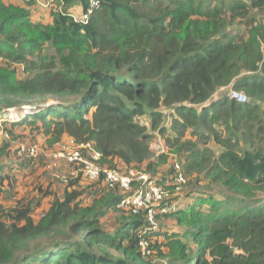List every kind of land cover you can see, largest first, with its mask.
<instances>
[{
  "label": "trees",
  "instance_id": "16d2710c",
  "mask_svg": "<svg viewBox=\"0 0 264 264\" xmlns=\"http://www.w3.org/2000/svg\"><path fill=\"white\" fill-rule=\"evenodd\" d=\"M96 1L94 8L91 0H52L61 11L42 23L31 19L37 0L27 6L0 0V198L17 126L52 143L65 136L91 142L103 165L143 170L166 184L173 164L162 175L167 151L153 159L158 131L167 150L188 153L181 163L187 180L195 176V183L208 181L226 194L186 198L165 216L180 232L160 226L147 235L145 256L144 213L122 211L119 224L107 229L102 219L118 211L121 193L99 183L87 204L85 190L74 187L79 178L69 177L64 197L39 217L41 198L0 202V264H264V20L250 17L264 13V0ZM228 14L248 20L246 34H227ZM49 45L56 54L44 53ZM231 84L246 103L228 92L204 105ZM10 109L27 114L9 128L2 114ZM189 133L221 150L199 148ZM40 193L53 194L42 187Z\"/></svg>",
  "mask_w": 264,
  "mask_h": 264
},
{
  "label": "built area",
  "instance_id": "2783aa9c",
  "mask_svg": "<svg viewBox=\"0 0 264 264\" xmlns=\"http://www.w3.org/2000/svg\"><path fill=\"white\" fill-rule=\"evenodd\" d=\"M43 6L53 7L54 11H61V6L53 4L52 0L43 3ZM91 7H98V1L91 0ZM229 98L240 104L248 101L244 92L235 90L233 87L229 91ZM57 145L58 148L51 154V157L57 162L64 161L75 168V173L71 178H76L81 174L91 182L101 180L109 190H118L121 193V198L117 203L118 210L128 214L144 213L145 223L139 233L140 247L143 255H150L147 235L160 229L161 224H159L158 217H164L181 207L180 200L182 199L174 198V195L177 196L188 182L181 163L176 161L173 163L170 182L161 184L157 178L143 170L132 167L111 168L103 165L101 163L102 154L94 148L91 142L83 144H76L74 141L72 143L59 142ZM153 148L161 153L167 150L163 141L154 144ZM39 151L38 144L19 147V154L27 160L37 158ZM168 185L173 186V189H170Z\"/></svg>",
  "mask_w": 264,
  "mask_h": 264
},
{
  "label": "rangeland",
  "instance_id": "374dc122",
  "mask_svg": "<svg viewBox=\"0 0 264 264\" xmlns=\"http://www.w3.org/2000/svg\"><path fill=\"white\" fill-rule=\"evenodd\" d=\"M7 3H12V4H18V5H23V6H27V2L26 0H3ZM247 2L249 3V0H196V2H200L201 4H204V5H220V4H223V5H229L230 3H233V2ZM59 5V4H58ZM36 2H34V4L32 5L31 7V19L33 20V16L35 15L36 13ZM40 12H42L40 10ZM250 17L253 19L255 18L258 22L259 21H263L264 20V13L263 12H259V11H253L251 12L250 14ZM38 19L36 18L35 20H33L34 22H41V21H37ZM247 19H243V18H239V19H232L230 17V15L228 14L227 15V34L228 35H231V36H234V35H244L246 34L247 32V28L248 26L245 24L244 21H246ZM248 21V20H247ZM43 23V22H42ZM51 45L48 46L47 49H45V52L44 53H47L49 55H54L56 54L55 50L54 49H50ZM21 77H24L23 74L20 75ZM232 87V84L228 87H226L225 89H222V90H219L217 91L212 99L205 103L204 105L205 106H208L210 102H212L213 100L215 99H218L219 97H222V96H227L228 97V92L230 91L229 88ZM264 106V104H263ZM198 109H200L202 107L201 106H197ZM27 114L26 111L23 112V114H21V112L19 113L17 110H14V109H10V110H6V112L3 115V118L8 122V125L7 127L10 128V121H17V120H20L22 119L23 117H25ZM144 121H146V119H144ZM218 129H223L224 126H216ZM204 131V130H203ZM15 133H16V138L12 141V148H11V154L8 156L9 158H14V159H17V160H21L23 161L24 158L23 157H19V147L21 145H32V144H38L39 147H40V151H39V156L35 159L31 158L32 159V166L34 167L37 163H41V166L40 167H44V171H42L40 174H39V177L40 176H44V177H48L51 175L52 178L55 179V182H56V191L57 193L59 192H62L64 191L63 189V184L65 182L68 183L69 181V176L67 177L64 173L61 172V167L59 166V163L60 161H56L54 160L52 157H51V154L57 150L58 148V145L57 143L58 142H55V143H52L51 141H48L47 138H45L44 136L39 138V137H36L35 136V133H37L36 131L32 130V127H25V126H17V128H15ZM206 133V132H205ZM39 134V132L37 133ZM224 134L226 135V132L224 131ZM188 138L189 139H193V141L197 144V146L199 148H205V147H211L216 153H219V151L221 150V147L220 146H217L216 144H214L212 141H208L207 144H204L202 142H199L198 138L197 137H194L192 136L190 133L188 134ZM4 139V136L3 134L0 135V140H3ZM255 139V138H254ZM263 139V138H262ZM165 138L159 134L158 131H152V139H151V148L153 150V153L155 154L153 159H155L159 154H161V152H158V149H155L153 148L154 144H158L160 143L161 141H163L165 143ZM258 142L260 141V137H256V139ZM42 141V142H40ZM63 142V141H61ZM65 142V141H64ZM67 143V142H65ZM243 147H247L248 145H242ZM167 153H168V157H169V160H168V164L167 165H164L163 166V170L162 171V175L164 173H168V174H171L169 173L172 169L171 167V164H173V161L175 162H179V163H182V165L184 164V161L186 160V156H187V152H183L181 154H178L175 152L174 149L172 148H168V150H166ZM19 154V155H18ZM21 156V155H20ZM19 163V162H18ZM12 161H11V164L12 165ZM31 166V167H32ZM25 168H30L29 167H25ZM22 172L20 173L22 176H23V179L19 181V185L18 187H22V184H23V181L25 180L24 184H23V188H25L26 186H28V178L32 177V173H34V171L32 169H27V170H23L22 169H16V174H19V172ZM30 175H28V174ZM167 174V175H168ZM158 175L161 176V173H159ZM201 178H203V176H201ZM164 180H166L164 178ZM195 180H196V177L195 176H188V183L180 190L179 194H177V196L174 195V198L178 199V198H181L183 201L186 200L187 198V201L189 200L188 197L193 195V194H199V193H205V192H208V193H211L215 198H219V196L221 195L219 192H222L221 189L219 187H217L216 185H213V186H208V181H204V180H201V182L199 184L195 183ZM36 188H34L35 190ZM28 191H31L30 189H28ZM31 193V192H30ZM224 194H226L225 192H222ZM16 193L14 194V197H16ZM2 198V196H1ZM5 201H8L9 200V197L7 199H4ZM185 203V202H184ZM229 203H233V205H235L236 201L233 200V199H230L229 200ZM47 204V203H46ZM8 206V205H7ZM46 209H47V205H43V203L39 206V208H37L36 210V213H35V216L36 217H39L41 215H43L45 212H46ZM122 211H111L109 212L102 220L103 224L107 227V228H115V225L116 224H119V220L122 219L123 217V213H121ZM165 220H167V218L164 217H158V221H159V224H161L162 222H164ZM162 225V224H161ZM196 249V245L194 244H191L190 246V250L192 249Z\"/></svg>",
  "mask_w": 264,
  "mask_h": 264
},
{
  "label": "crops",
  "instance_id": "0c3cea01",
  "mask_svg": "<svg viewBox=\"0 0 264 264\" xmlns=\"http://www.w3.org/2000/svg\"><path fill=\"white\" fill-rule=\"evenodd\" d=\"M47 1H49V0H39L36 2V5H37L36 10L37 11H36L35 15L33 16V20H35L37 18L38 19L37 21H41L43 23L44 22L50 23L53 21V16H52V11H54L53 7L48 8V7L43 6V3H46ZM40 10L42 12H40ZM76 11L78 14L81 12V9L77 8ZM3 133L4 132H1L0 135ZM3 136L5 137V134H3ZM35 136L41 138L44 135L39 133L37 135L35 134ZM62 140H63V142L65 141L67 143H72V141H73L68 136H65ZM2 141L3 140H0V142H2ZM40 142H42V141H40ZM11 161L13 163L12 165H10ZM3 163H5L7 166V168H5L4 174L8 175V178L4 182V193L2 194V198H0V202L2 204L11 206V205L16 204L17 200L22 199V198H28V199L33 198V199H37V200L41 198L40 203L41 204L43 203V205H47L46 210H48L51 206L52 201L55 199V197H60V198L64 197V193L67 189V186H66L67 182H65L63 184V188H64L63 190L64 191L57 193L56 182H55V179L51 177V175L48 177H44V176L39 177V174L42 171L46 170V169H44V167H40L41 163H39V164L37 163L33 167L31 163H24L21 160L9 158V157H6L3 161ZM29 166H30V168H25V167H29ZM59 166L61 167V169H60L61 172L64 173L67 177L68 176L71 177L72 174L75 173V168L72 165H70L64 161H61L59 163ZM16 169H22V171L27 170V169H32L34 171V173H32V177L28 178V181H27L28 186H26L25 188H23V184H24L25 180L23 181L22 187H18L19 181L23 179V176L20 174V173H22L21 171L19 172V174H16V172H15ZM26 174H28V173H26ZM28 175H30V174H28ZM78 178H79V181L77 182L76 186H74V187L75 188L77 187L79 190H85V194L83 195V197H84L85 201L87 202V204L88 203L91 204L92 201L94 200V198L96 197L97 193H98L99 183L104 184V182L101 180L97 181V182L88 181L81 174L78 175ZM40 187H42L44 189V191L49 190V191L53 192V194L43 196L40 193ZM34 188H36V189L34 190ZM28 189H30L31 191H28ZM15 193L17 196L12 198ZM8 197H9V200L5 201L4 199H7ZM180 201H181V203H183L182 200H180ZM39 206H38V208H39ZM161 224H162L161 225L162 230H164V231H170V232L179 231L180 232V228L176 224L175 221L165 220ZM103 226L105 228H107L104 224H103ZM116 226H117V224L115 225V227ZM107 229L111 230V229H113V227L107 228Z\"/></svg>",
  "mask_w": 264,
  "mask_h": 264
},
{
  "label": "water",
  "instance_id": "95a60500",
  "mask_svg": "<svg viewBox=\"0 0 264 264\" xmlns=\"http://www.w3.org/2000/svg\"><path fill=\"white\" fill-rule=\"evenodd\" d=\"M240 252L239 250H236V253Z\"/></svg>",
  "mask_w": 264,
  "mask_h": 264
}]
</instances>
